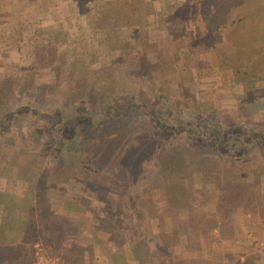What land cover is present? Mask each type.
I'll return each mask as SVG.
<instances>
[{
	"label": "rangeland",
	"instance_id": "obj_1",
	"mask_svg": "<svg viewBox=\"0 0 264 264\" xmlns=\"http://www.w3.org/2000/svg\"><path fill=\"white\" fill-rule=\"evenodd\" d=\"M86 1L0 0V111L34 99L26 93L30 81L47 87L45 96L61 94L75 117L85 111L104 115L102 105L122 111L125 101L133 102L127 119L104 125L95 137L86 120L70 118L62 130V145L71 142L65 146L68 155L40 148L47 133L36 122L28 135L40 140L14 144V163L4 169L0 188L12 191L23 207L10 211L14 217L6 224L0 222L10 240L0 244V264H167L159 250L149 256L141 252V242V247L131 242L136 227L127 206L130 195L144 213L155 205L151 213L165 212L166 220L180 212L177 202L190 203L185 211L194 222L186 227L190 232L176 247L173 264H248V257L264 264V143L242 147L244 179L210 181L213 172L223 177L224 165L205 143L195 138L190 148L175 130L156 125L166 121L172 129L179 123L189 126L191 117L205 124L217 117L229 126L242 123L264 131V106L253 104L264 100V80L237 83L239 76L222 68L217 54L233 39L228 25L242 0H145L142 16L135 18L144 23L149 15L152 30L144 50L131 42L124 48L120 40L134 35L124 30L111 35L110 42L100 37L101 46L72 66L65 44L76 16L87 10ZM217 23L223 31H217ZM248 28L255 36L257 26L248 23ZM77 52L83 55V49ZM85 127L86 135L81 133ZM6 129L0 126V133ZM72 154L88 160L71 171L66 156ZM248 159L255 160L256 170ZM18 168L32 175L34 192L24 193L14 175ZM75 171L78 179L70 181ZM44 174L53 181H44ZM235 191L242 193L239 198ZM246 195L253 204L225 220L234 208L230 202ZM212 216L224 218L218 228L196 227L197 218L204 222Z\"/></svg>",
	"mask_w": 264,
	"mask_h": 264
},
{
	"label": "trees",
	"instance_id": "obj_2",
	"mask_svg": "<svg viewBox=\"0 0 264 264\" xmlns=\"http://www.w3.org/2000/svg\"><path fill=\"white\" fill-rule=\"evenodd\" d=\"M147 1L150 2V0ZM144 3L145 0H87L85 3L87 6L85 13L76 16L77 23L73 25L74 31L70 34L67 31V34L71 36V39L69 42H66L65 45H67V47L65 51H68V53L71 54L72 66L77 65L78 61L82 62L83 58H86L89 55L91 56L93 46H101L103 39L100 37H106L105 41L110 42L112 40L108 38H110L111 35H114L117 32L123 33L124 30L129 31L134 35L125 42L124 39L120 40L121 45L123 44L124 48H127V44L131 42L133 45L138 44V47L140 45V49L144 50L148 44L147 40L149 31L152 30L148 23L149 15L146 14L145 17L147 20L144 23L135 21V18L142 16L141 6ZM196 4L197 3H195V5ZM69 11L74 14L73 7H71ZM28 13L30 14L29 11ZM235 15L236 18L230 21L232 26L228 25V31L231 28L229 32L233 34V39L228 48H226V46H221V48L217 50L218 59L222 68L227 67L232 71L234 76H239L241 80H238L237 83L240 82L239 84L250 86L253 82L264 80V70L259 69L262 68L260 59H264V0H242V4L239 5ZM118 20L120 22H117ZM124 21H126L128 25L124 24ZM248 23H253L257 26L258 34L255 31V36L251 35ZM161 26L162 24H160V26L158 25V27L156 25L155 28H161ZM214 26L217 31H223L222 23H217ZM71 27L72 26H69V28ZM72 34L75 35L73 38ZM47 38H49V36ZM80 49H83V55L78 54L77 51ZM40 86H42L41 83L30 81L27 85L28 89L26 90V93H33L35 98L28 100L25 105L22 104L15 108L10 107L6 111H4L5 109L0 111V126L7 127L5 131L0 133V184L4 169H8V167H10L9 165L14 163L12 160L15 151L14 148L16 147H14V144H21L22 141L20 140L22 139L24 140V142H22L24 145H27L31 138H33V140H40V137L34 133L28 135V131L35 122L40 124L43 131L47 133L44 137H41L40 142L42 144L40 145V148L47 145V147H50V150L52 149L51 152L56 150L59 156L62 157L69 154L66 151L67 148L65 146L71 145L70 141H67V144L62 145L65 140L62 137V130L72 123L69 120L70 118H74V122H84V120H86V127L93 130V137H95L104 125L113 123L116 119H127L130 116L129 110L133 108V102L128 100L121 105V108H123L122 111L114 109V105H110L111 107L102 105V108H106L104 115H93L92 111L91 113L85 111L82 115H79L78 113L75 117L72 115L71 110L66 111V108L62 104L63 100L61 94L55 96L49 92L45 96V89L47 87ZM15 90L16 93L20 92L19 83L15 87L14 91ZM39 95L43 97L42 100L38 99ZM254 102L255 103L253 104L264 106V100ZM187 123H190L187 127L179 123L172 129L166 127V121L157 122L156 125H159L162 130H175L177 135L185 138V146L188 145L190 148L195 145L193 144L195 138H198V140L205 143L204 146L207 148L210 155H215V157L219 161L221 160L224 165L223 177L221 178L219 171L213 172L208 178L210 181H232L233 179L241 180L245 178L243 176L244 172L240 170L241 164L246 163L243 160L241 161V158L245 153L241 151L242 147L253 144L257 140L264 143V131L261 129H250L253 127L252 125L242 123L229 126L223 124L217 119V117H214L212 121L207 124H205L203 120L201 121L200 119L197 120L191 117V121H188ZM86 127L81 131L84 135L87 134ZM39 135L42 134L39 133ZM253 153L256 154V152ZM66 160L69 162L68 164L72 171L74 170V167H77V164L86 163L88 158L86 156H83L82 158L81 155L77 156L72 154L66 156ZM248 160H250L248 163H251L256 170L257 167H255L253 163L254 159ZM189 161H191V159H189ZM260 161L264 160L260 159ZM66 174L68 175L69 173ZM77 174H79V172L77 173L75 171L74 173H71L69 176L73 175L74 178L70 181L77 180ZM14 175L18 181H21L22 189L25 190L24 193L34 192V190L31 189L33 187L30 185L31 182L34 181L32 175H29L26 170L20 168L15 171ZM235 175H237V177H235ZM44 178H46L44 181H53L48 180L49 178L46 174H44ZM133 182L136 185L135 181ZM137 185L141 186V182ZM131 188L132 185L130 186L129 191H132ZM228 191L230 190L226 189V192ZM237 194L238 192L235 191L234 196L239 198L242 193L239 195ZM130 196L133 197V195ZM16 198L17 196L12 191L8 192L6 189H3L2 187L0 188L1 224L7 223L6 218L10 217L12 219L14 217V214L12 215L10 211L13 210L12 212H15L16 209L23 207L21 204L22 202H19V199L17 198L16 200ZM131 198L127 206H129V209L133 210L132 217L136 227L135 235L131 242L137 243L135 245L136 247L145 246V249H142L141 252L145 253L146 250L151 254L149 256H153L154 252L159 250L162 254L161 256H163V261L167 264H173L175 261V254L177 253L176 247H181L182 236L184 234L186 235L187 232H190L186 227L194 222L191 219V216L186 214L185 211V208L189 206L190 203L177 202L180 204V206H178L180 207V212L175 213L174 216L172 215L169 217V220H166V216L168 215H166L165 212H158V215L151 213L152 208L155 209V205H151L149 212L144 213V210L142 209L143 207L140 205L138 199L134 197V199L131 200ZM230 204L233 205L234 208L232 211H229L231 213L230 216L229 214L225 216V220L233 216L235 209L245 208L248 205L253 204V201L250 196L246 195L243 196V199L234 200L230 202ZM197 220L200 221L196 222V227L199 225L207 227L208 225L209 229H214L219 227V222H223L224 218H216L215 216H212L208 217L207 221L204 222L201 221L202 218H197ZM173 227H178L179 230L174 231ZM183 228L186 229V232ZM192 229L195 230V228ZM0 236L2 237H0V244L1 242L9 240V237L1 231ZM236 258L239 260V255H237ZM245 262L248 264H256L251 257L246 258Z\"/></svg>",
	"mask_w": 264,
	"mask_h": 264
}]
</instances>
